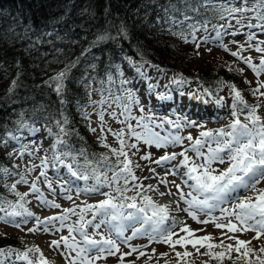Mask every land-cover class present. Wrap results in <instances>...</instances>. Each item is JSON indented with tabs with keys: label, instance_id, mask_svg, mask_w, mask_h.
<instances>
[{
	"label": "snow or ice",
	"instance_id": "snow-or-ice-1",
	"mask_svg": "<svg viewBox=\"0 0 264 264\" xmlns=\"http://www.w3.org/2000/svg\"><path fill=\"white\" fill-rule=\"evenodd\" d=\"M159 7L167 23L171 25L187 23L193 41L196 40V31L202 29L205 33L209 32L210 19L191 22L195 16L201 15L202 8L205 13L211 10L213 16L219 19H225L224 14L226 13L229 21L235 19L241 28H256L264 34V0H253L251 6L248 5V0H240V6L213 4L210 0H168L166 5H159ZM248 13H251V16H247ZM245 19H247L246 24ZM252 20L256 23H252ZM224 27L225 25L212 24L215 35H205L201 38L202 42L205 44L220 42V46L227 50V44L222 43V35L225 33H222L221 29ZM227 27L233 26L229 23ZM169 31L171 32V28ZM119 34L126 35L123 28ZM172 34L180 36L185 42L188 41V36L182 31ZM231 34H240V30ZM105 38L106 36L102 34L97 37V40L103 41ZM247 39L248 48H254L261 54L259 64L254 63L250 56L245 57L241 54L245 49L244 44H240L238 50L231 52V55L238 57L259 77L264 74V47L260 46L264 44V41L253 45L251 41L256 39V33H248ZM196 47L199 48L200 43H197ZM208 51L211 49L209 48ZM74 66L73 64L70 67ZM70 67L49 78L52 81L50 86L61 97V103H64L63 96L67 91L66 80ZM92 67L95 68V65ZM233 70L243 73V69H232L229 66V71ZM137 71L142 72L143 68L139 67ZM106 79L109 83L112 82L111 75ZM171 82L181 84L187 81L183 78H174ZM103 83L104 81H101V84ZM129 83L127 80L122 82L125 86ZM15 84L16 81L13 80L12 85ZM149 87L154 89L155 85H149ZM227 87L232 97V103L227 105L232 119L226 125L214 129L207 128L205 124H198L186 116H178L175 120L171 117H162L159 121L155 113L133 116L131 109L133 104L139 106L141 113L145 112V105L133 95L131 89L124 87L121 96L116 99L124 101L120 105L123 111L119 113V116H123L124 119L119 122L125 127L118 131L107 129L117 139L119 147H111L107 143L106 136L98 137L103 146L109 148L111 154L115 156V161L104 153L90 157L85 154V150L76 149L71 145L68 138L78 133L70 127L68 118L61 114L60 119L53 120L57 128L56 132H53L51 127H46V131L54 137L51 162L45 156L41 158L40 165L33 164L28 169L29 172L35 171L38 167L42 169L31 183L30 193L46 207L61 208L55 200L47 198L39 183L43 177V182L55 195L54 181L49 179L47 170L49 167H55L57 170L62 167L67 170L70 179L59 177L55 183L60 188L63 198L73 201V206L63 208L61 213L44 219L36 217L35 213L26 206L28 201L25 197L29 195V192L17 191V184H28L29 181L26 176L15 173L19 179L8 187L19 199L16 201L0 199V222L10 223L20 228L28 223L29 218H34L35 226L28 228L29 232L38 231L41 225L45 232L67 229L68 235L50 242V247L54 250H61V245H63L60 254L67 264H97L98 261L107 259L108 256H117L118 253V264H125V257L133 253H138L139 257L147 255L148 260L145 264H149L152 256L156 254L155 249L152 250V254H148L143 251L148 245H132L130 241L137 237H146L149 245L159 243L169 246L170 251L175 254V264H190L186 259L193 255L189 251V246L198 256L209 258L202 261V264H210L212 260H215L216 264H225V260L231 261L232 264H264V245L257 250L249 246L250 240L240 239L235 235L255 231L256 236L253 239L257 240L264 235V186H261L264 184V116L259 114L260 103L249 104L242 91L234 83ZM261 88H264V83H258L257 87L251 90V94L264 96V92L260 91ZM205 92L211 95L207 90ZM157 96L161 101L172 99L170 95L166 96L163 93H157ZM191 96L193 99H203L197 93H192ZM90 103L103 105L105 101H90ZM215 103L221 108L225 107L223 97L216 99ZM81 111H84V106H81ZM111 114L114 118H119L117 112L113 111ZM98 115L102 122L100 130L103 132L104 111H100ZM85 119H88L87 113H85ZM133 119L136 120L135 124L131 123ZM165 125L171 126L176 131L166 130V134H162L157 130L164 129ZM22 127H27V125H22ZM186 127L202 130L195 137L191 132L186 136L181 135V130ZM33 130L39 131L35 128ZM91 131L96 132L97 129L92 128ZM8 135L12 140L18 139L11 133ZM132 140L134 142L129 143ZM185 140L190 142L187 146H184ZM141 142L147 147L154 146L157 149L182 146V151L165 152L154 161L150 152L141 157L143 160H150L160 166L167 165L165 175L159 183L171 184L176 192H173L172 188L160 191L158 186L151 184L145 187L140 182V177L135 174L134 169L140 168L141 165L133 161L129 153L135 155L136 153L132 150L138 151ZM62 148L66 150L61 151ZM189 152L193 155L190 156ZM225 164L227 167L224 168L215 166ZM150 171L155 173V169H150ZM0 174L8 176L12 173L8 169L0 168ZM169 175L179 176L181 183L188 188V191L185 192L181 184L176 183L175 180H168ZM74 181H82L83 186L74 184ZM104 188L109 191H102ZM148 191L157 192L160 196H176V200L169 204H162L153 196L148 195ZM73 192L77 197L81 194H99L105 198L96 203L85 201L81 206L75 204ZM129 192L133 194L129 195ZM241 193H251V195H241ZM181 203L184 207L180 206ZM216 211L220 213L219 216L214 215ZM179 213H186L187 217L197 223L204 225L212 223L217 229H226L221 233L220 243H215L211 234L197 236L196 232L204 229H192L186 220L178 215ZM201 215L206 219L201 220ZM72 216H76L77 219L72 221ZM89 216L91 218H88ZM18 217L21 219L17 220ZM89 228L93 229L91 233L88 231ZM102 228L108 232L107 236L101 231ZM177 228L184 235H179ZM129 229H131V235H126ZM228 233L232 235L229 236ZM224 238L234 243H225ZM120 243L127 245L130 251L121 253ZM177 246L183 250L177 251ZM201 248L205 251L201 252ZM36 253L39 254L38 258L30 259V254ZM232 253H236V256L233 257ZM13 254L17 259L27 261V264H53L38 246L22 252L10 247L0 248V260H6ZM159 256L169 257L170 253H160ZM128 264H135V261H129ZM156 264H159V259ZM164 264H172V261L165 259Z\"/></svg>",
	"mask_w": 264,
	"mask_h": 264
},
{
	"label": "trees",
	"instance_id": "trees-1",
	"mask_svg": "<svg viewBox=\"0 0 264 264\" xmlns=\"http://www.w3.org/2000/svg\"><path fill=\"white\" fill-rule=\"evenodd\" d=\"M167 2L0 0V141H4L0 142V168L15 171L13 159L5 149V138L9 133L18 134L22 129L34 126L51 127L56 132L53 120L60 119L61 114L78 133L68 138L71 145L85 150L90 157L104 153L111 158L109 148L90 134L86 109L81 111V106L87 102V82L95 81L101 89L115 86L119 92V77L128 67L127 56L148 66L175 69L195 80L215 98H220L224 89L229 90L227 85L234 83L249 101L248 78L244 72L229 71V66L242 69L241 61L222 51L211 55L227 56L223 61L207 66L193 63L189 56L197 52L196 40L193 41L187 23L171 25L166 22L159 5ZM210 2L236 6L237 0ZM205 18L211 20L209 30L212 24H223V19L214 17L211 10L205 13L203 8L201 15L191 22ZM121 28L126 35L119 34ZM179 31L188 36L187 42L172 34ZM102 34L106 38L98 41L97 37ZM73 64L75 66L70 67ZM69 67L67 91L63 96L64 103H61L49 78ZM109 75L111 83L106 79ZM13 80L15 85H12ZM4 177L0 174V199L7 200L12 193L7 195ZM4 245L16 247L20 245V239L8 238ZM186 259L190 264H202V261ZM210 264H216V261L212 260Z\"/></svg>",
	"mask_w": 264,
	"mask_h": 264
},
{
	"label": "rangeland",
	"instance_id": "rangeland-1",
	"mask_svg": "<svg viewBox=\"0 0 264 264\" xmlns=\"http://www.w3.org/2000/svg\"><path fill=\"white\" fill-rule=\"evenodd\" d=\"M252 3L253 0H248L249 6H251ZM235 5L240 6V0H237ZM247 16H251V13H248ZM225 17L226 18L223 19L222 24L225 25V27L221 29L222 33H225L222 35V43L227 44L228 49L226 50L225 48L220 46V42H209L207 44L203 43L201 39L202 37L209 34L214 36L215 32H213V30L211 29L208 33H205L201 29L197 31L196 35V43H200V47L197 49V52H193L189 56L190 60H192V62L197 65L207 66L209 64L218 62V60L223 61V59L227 57L225 55L215 56L211 54H219L222 51L231 54V52L238 50L240 44H244L245 49L242 51L241 54L245 57L250 56L254 63L259 64L261 54L256 52L254 48H248L247 34L256 33V39L251 41L253 45H256L259 41H264V34H261L260 30L256 28H241V25L238 24L235 19L229 21V19L227 18V14L225 15ZM244 22L246 24L247 19H245ZM229 23H231L233 27H227ZM252 23H256V21L252 20ZM238 29L240 30V34H231L237 32ZM260 46L264 47V44ZM209 48L211 49V51H208ZM235 58L241 61L238 57ZM125 61L127 62L126 65H128V67L124 69L123 74L121 75V77H119V92L115 86H107L106 89H101L98 83L95 81L86 83L87 93L85 96V101L87 102L84 104V107L88 115L90 134H92V136L95 137L97 140H99L98 137L106 136L107 143L111 147H119L117 139L111 134V132H108L107 129L111 128L114 131H118L119 129L125 127L124 124L119 122V120L124 119L123 116H119V113L123 111L120 105L124 103V101L122 99L119 101L116 99L117 97L121 96L124 87L131 89L133 91V95H135L141 101V103L145 105V112L141 113L139 111V106L133 104L131 106L133 116H140L146 113H155L157 121H159V119L162 117H171L173 120H175L178 116H186L190 120H195L198 124H205L207 128L213 129L226 125L232 119L229 109L227 107V105H230L232 103V97L229 95L228 89H224L221 93V97H223L225 101V107L221 108L215 103V100L218 98H214L213 96L208 95L205 92L206 89L200 86L195 80L179 73L175 69L162 68L158 66H148L146 64H142L140 61L130 56H127L125 58ZM241 63L245 77H247L248 81L251 82L249 83L250 88L247 91V94L250 98L248 97L249 101H247L246 99L245 100L249 104L260 103L261 108L259 109V114L261 116H264V96L257 95V97H255L251 94V90L256 88L258 83H264V74H261L259 77H257L251 68H249L243 61H241ZM139 67L143 68L142 72L137 71V68ZM174 78H183V80L187 82L181 84L172 83L171 81ZM125 80L130 82L126 86L122 84V82ZM89 85L91 86L90 88ZM149 85H155V88L150 89ZM260 91L264 92V88H261ZM157 93H163L166 96L170 95L172 99L161 101L159 100ZM192 93L200 94L203 99H193L191 96ZM90 101H105V103L103 105L99 103L92 104L90 103ZM102 110L104 111L103 132H101L100 130V125L102 122L100 121L98 115V113ZM113 111L117 112L119 117L118 119L112 116L111 113ZM241 119H244L243 115L241 116ZM131 123L135 124L136 120H131ZM33 128L39 129V131H34ZM92 128H96L97 131L92 132ZM157 130L160 131L162 134H166V130H170L172 132L176 131L169 125H165L164 129ZM201 130L202 129L200 128L186 127L181 130L180 134L186 136L189 132H191L192 135L195 137ZM125 131L127 132V129H125ZM12 135L17 136L18 139L12 140L9 135H7L5 138V149L8 154H12L11 156H9L13 159V166L15 167V171L10 170V172L12 173L11 175L4 177L5 191L9 192L7 195L12 193L10 194L9 199L7 198V200L16 201L19 199L15 195V193L10 191L8 187L19 179V176L15 175V173H19L20 175L26 176L29 183L17 184V191L21 193L29 192V195L25 197L26 201H28L26 206L33 213H35L36 217L44 219L45 217L61 213L63 208L72 207L73 201H69L63 198V196L61 195L60 188L55 183V181L59 177H63L64 179H70L67 170L62 167L58 170L55 167H49V169L47 170L49 179L54 181L53 187L56 188L55 195H53L49 191L46 184L43 182V177H41L39 183L41 190L44 192L47 198L49 200H55L56 203H59L61 205V208L46 207L42 203L38 202L35 196L30 193V185L36 179L42 169L38 167L33 172H29L28 169L31 168L33 164L40 165L41 158L45 156H47L51 162V157L53 155L52 145L54 143V137L46 131V127L34 126L32 127V129H22L18 134L13 133ZM131 142H134V140L129 141V143ZM189 143V141L185 140L184 146H187ZM65 150L66 149L63 148L61 149V151ZM132 151L136 153L135 155H132L131 152L129 153L132 160L141 165L140 168L134 169L135 174L140 177V182H142L145 187L151 184L153 186H158L160 191H165L167 188H172V191L176 192V189L172 187L171 184L162 185L159 183L160 179L165 175V169L168 166H160L150 160H143L141 159V157L146 153L150 152L152 154V160L154 161L155 159L164 155L165 152L170 153L173 151H182V146L169 147L166 149H157L154 146L147 147L141 142L139 150L137 151L133 149ZM188 154L190 156L193 155V153L191 152H189ZM111 159L115 161V156L111 155ZM178 159L180 158L178 157ZM215 166L219 168H224L227 167V164ZM150 169H155V173H152ZM109 175H111V173H109ZM145 177H148V179H144ZM167 178L170 181L175 180L176 183L181 184L185 192L188 191V188L181 183V179L179 176L169 175ZM74 184H80L81 186H83L82 181H74ZM263 185L264 184H262L261 186ZM102 191H109V189L104 188L102 189ZM72 194L75 200V204L81 206L82 202L86 201L87 203H96L97 201L105 198L104 196L99 194H81L78 197L76 196L75 192H73ZM128 194L132 195L133 193L129 192ZM147 194L153 196L155 200L162 204H169L176 200V196H160L157 192L153 191H148ZM241 195H251V193H241ZM180 206L184 207L182 203ZM178 215L184 218L187 224L192 229H204L203 231L196 232L197 236L211 234L214 237V242L217 244H219L221 241V233L226 231V229L215 228L214 224L212 223H209L207 225L197 223L191 218L187 217L186 213H179ZM88 218L91 217L89 216ZM16 219L20 220L21 218L18 217ZM71 219L72 221H75L77 217L72 216ZM34 226V218H29L28 223L26 225H22L20 228H17L10 223L6 224L4 222H0V248L7 247L4 245L6 239L18 237L20 239V245L10 248L22 252L28 248L38 246L42 250L44 256L50 262H53V264H67V261L60 254V252L63 250V245H61V250H54L50 247V242L52 240H59L61 236L68 235L67 229H64L62 231L45 232L43 230V226L41 225L40 229L36 232L27 231L28 228H32ZM137 227H139V225H137ZM88 231L91 233L93 229L89 228ZM101 231L104 232L105 236L108 235V232L105 229L102 228ZM176 231L179 233V235H184V233L179 232V228H177ZM126 235H131V229L126 232ZM228 235L230 236L232 235V233H228ZM235 235L239 236L240 239L250 240L251 244L249 246L257 250L261 245H264V235H261L258 240L253 239V237L256 236L255 231L236 233ZM224 242L234 243V241H230L227 238H224ZM130 243L134 246L148 245V247L143 249V251L148 254H152V250L155 249L156 254L152 256V259L151 261H149V264H156L157 259H159V264H164L165 259H170L172 261V264H175L176 262L174 252H171L169 246L167 245L159 243H152L149 245V241L146 237H137L131 240ZM120 250L121 253L130 251L128 246L123 243H120ZM176 250L182 251L183 249L180 246H177ZM189 251L193 253L192 257L189 258L195 262H200L208 259V257L206 256H198V254L195 252L194 249H192L191 246H189ZM200 251L203 252L205 251V249L201 248ZM165 252H169L170 256H159L160 253ZM232 255L233 257H235L236 253H232ZM38 256V253L30 254V259L38 258ZM118 256L119 253L117 254V256H108L107 259H102L98 261L97 264H118ZM146 260H148L147 255L144 257H139L138 253H133L131 256L125 257V264H128L129 261H135V264H145ZM225 261V264H232L231 261ZM0 264H27V261L17 259L16 255L13 254L9 256L6 260H0Z\"/></svg>",
	"mask_w": 264,
	"mask_h": 264
},
{
	"label": "bare ground",
	"instance_id": "bare-ground-1",
	"mask_svg": "<svg viewBox=\"0 0 264 264\" xmlns=\"http://www.w3.org/2000/svg\"><path fill=\"white\" fill-rule=\"evenodd\" d=\"M264 186V185H263Z\"/></svg>",
	"mask_w": 264,
	"mask_h": 264
}]
</instances>
